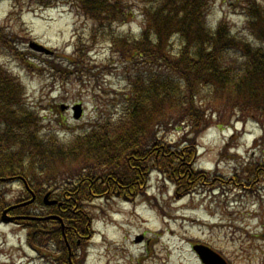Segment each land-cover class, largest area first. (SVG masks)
I'll list each match as a JSON object with an SVG mask.
<instances>
[{
	"label": "rangeland",
	"instance_id": "rangeland-1",
	"mask_svg": "<svg viewBox=\"0 0 264 264\" xmlns=\"http://www.w3.org/2000/svg\"><path fill=\"white\" fill-rule=\"evenodd\" d=\"M37 1L0 0V66L24 91L26 103L37 113L38 127L44 132L57 131L69 142L77 132L120 110L128 90L127 72H123L126 63L112 55L109 40L117 33L138 35L143 9L154 6L146 0H128L124 6L130 15L125 22L114 23L111 30L104 31L70 5L58 3L43 8ZM206 1L207 24L216 26L223 20L232 32H247V0ZM31 41L54 54L31 50ZM77 42L79 52L75 55ZM210 101L203 98L200 105L208 109L207 113H216ZM78 104L83 115L76 120L72 107ZM234 113H242L243 121L226 125L213 122L196 137L187 124L163 134L164 142L196 147L193 176L184 174L176 182L151 170L138 195L133 192L126 197L101 189L91 199L83 200L92 233L84 236L77 261L202 264L193 247L206 245L229 264H264V120L253 112L233 109L224 121L229 116L237 119ZM212 117L215 121L219 116ZM259 163L261 167H257ZM69 181L72 184L78 179ZM56 184L59 192L55 198L65 202L63 181ZM55 186L48 188L53 190ZM24 195L19 181L0 184V210ZM67 196L74 197L72 193ZM39 204L37 210L48 215L53 212L43 202ZM27 231L26 227L0 222V264H53L52 244L50 252L35 251L28 245ZM39 240L33 239V243Z\"/></svg>",
	"mask_w": 264,
	"mask_h": 264
},
{
	"label": "trees",
	"instance_id": "trees-1",
	"mask_svg": "<svg viewBox=\"0 0 264 264\" xmlns=\"http://www.w3.org/2000/svg\"><path fill=\"white\" fill-rule=\"evenodd\" d=\"M247 1V32L234 33L223 20L216 26L206 23V0H146L154 7L143 9L140 33L112 34L109 40L112 55L126 63L123 72H127L128 90L120 110L99 118L69 142L57 131L44 132L38 127L37 113L26 103L24 91L0 66V184L22 176L39 192L44 183L52 187L63 181V198L69 202L65 200L59 210L54 207L51 214L57 213L66 225L73 264L85 262L77 261L76 253L84 248V236L92 233L83 200L101 189L126 197L133 192L138 195L151 170L176 182L184 174H195L196 147L164 142L165 132L187 124L196 137L213 122L243 121L242 113L224 121L233 109L253 112L264 120V0ZM58 3L70 5L104 31L114 23H124L130 15L124 6L128 0L36 2L43 8ZM78 52L77 42L75 55ZM203 98L211 100L216 113H207L200 105ZM214 114L219 116L215 121ZM69 179L78 182L70 184ZM71 193L74 197L68 199ZM48 224L47 231L39 225L29 231V246L50 252L52 244L53 264H69L61 222ZM33 239L41 240L34 244ZM78 239L82 240L80 247L75 246Z\"/></svg>",
	"mask_w": 264,
	"mask_h": 264
},
{
	"label": "flooded vegetation",
	"instance_id": "flooded-vegetation-1",
	"mask_svg": "<svg viewBox=\"0 0 264 264\" xmlns=\"http://www.w3.org/2000/svg\"><path fill=\"white\" fill-rule=\"evenodd\" d=\"M24 191H25L24 198L21 201H17V202H14L13 204H11L10 207H15V208H12L11 210H9L8 215H6L7 217H10V218H15V217H21V218L16 219V220H12L8 223L26 227V229L28 231L29 230L31 231L32 229L34 230L36 225H40L44 231H47L48 230L47 225H48V222L50 220L34 219V218H45V217L49 216L48 212H43L41 210H37V209H39L38 208V205H40L39 202L42 203L44 201L43 200L44 196L48 192L47 188H43L38 192V191H35V189L28 184V187L24 186ZM32 191L35 193L36 199H35V202L29 203L28 201L32 198L31 197ZM51 198L52 199L55 198V192L51 195ZM58 202L60 204H57V205H54L51 207H56L59 210V208L63 205V203L61 200L60 201L58 200ZM34 207H35V210H33ZM7 208H9V206L1 208L0 220L2 219L3 211L6 210ZM53 220L55 221V219H52L51 221H53Z\"/></svg>",
	"mask_w": 264,
	"mask_h": 264
},
{
	"label": "water",
	"instance_id": "water-1",
	"mask_svg": "<svg viewBox=\"0 0 264 264\" xmlns=\"http://www.w3.org/2000/svg\"><path fill=\"white\" fill-rule=\"evenodd\" d=\"M30 47L33 50L37 51V52L45 53L47 55L53 53V51H51L50 49H48L44 45H42L40 43H37V42H31L30 43ZM73 110H74V117L76 119H80L81 116H82V105L81 104H78V105L74 106L73 107ZM49 196H50V194H47L46 195V197H45V203L47 205H53V204H55L56 201H49L48 200ZM34 201H35V195H33V198L30 201V203H32ZM9 210L10 209L4 211V214H3L4 215L3 216V219L4 220H12V219L14 220V218H8V217H6V214H7V212ZM49 218H53V217L50 216V217H48L46 219H49ZM55 218H58V217H55ZM79 243L80 242L78 241L77 244H79ZM194 250L197 252V254L199 255L201 261L204 264H227L226 260L219 253H217L216 251H214L213 249H211L208 246H205V245H195L194 246Z\"/></svg>",
	"mask_w": 264,
	"mask_h": 264
}]
</instances>
